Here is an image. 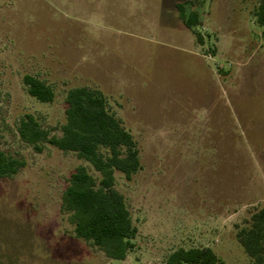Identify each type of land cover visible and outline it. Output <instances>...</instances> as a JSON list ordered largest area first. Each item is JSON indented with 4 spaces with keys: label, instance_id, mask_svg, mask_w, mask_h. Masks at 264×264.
<instances>
[{
    "label": "rangeland",
    "instance_id": "obj_1",
    "mask_svg": "<svg viewBox=\"0 0 264 264\" xmlns=\"http://www.w3.org/2000/svg\"><path fill=\"white\" fill-rule=\"evenodd\" d=\"M260 0H0V149L24 163L0 178V264H165L209 248L220 264H251L236 234L264 208V36ZM195 11L198 25L182 23ZM198 33L201 44L195 37ZM52 88L30 97L22 78ZM100 91L136 142L140 170L114 173L137 229L111 260L77 238L61 196L91 166L20 140L31 114L61 136L69 89Z\"/></svg>",
    "mask_w": 264,
    "mask_h": 264
},
{
    "label": "trees",
    "instance_id": "obj_2",
    "mask_svg": "<svg viewBox=\"0 0 264 264\" xmlns=\"http://www.w3.org/2000/svg\"><path fill=\"white\" fill-rule=\"evenodd\" d=\"M177 3L179 17L187 29L198 25L195 11L185 13ZM253 16L264 36V0H260ZM201 44V37L195 33ZM28 95L40 103H51V87L30 75L22 78ZM65 123L61 136H49L31 114L24 115L17 127L19 138L36 152L46 143L61 152L74 153L98 174L94 178L84 166L70 175L61 196V210L68 214L77 238L90 242L111 260H124L135 247L137 229L133 225L124 197L114 189V173L119 172L129 181L140 168L136 142L122 122L107 109L103 94L86 87L71 88L65 96ZM24 163L0 149V178H12ZM236 238L251 264H264V208L255 211L247 226L238 230ZM220 259L209 248L178 249L165 264H220Z\"/></svg>",
    "mask_w": 264,
    "mask_h": 264
}]
</instances>
